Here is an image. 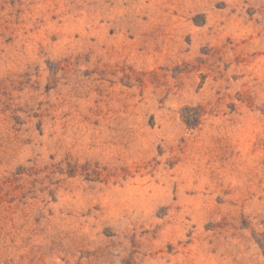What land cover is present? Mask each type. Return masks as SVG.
Returning <instances> with one entry per match:
<instances>
[{"label":"rangeland","instance_id":"obj_1","mask_svg":"<svg viewBox=\"0 0 264 264\" xmlns=\"http://www.w3.org/2000/svg\"><path fill=\"white\" fill-rule=\"evenodd\" d=\"M0 264H264V0H0Z\"/></svg>","mask_w":264,"mask_h":264}]
</instances>
